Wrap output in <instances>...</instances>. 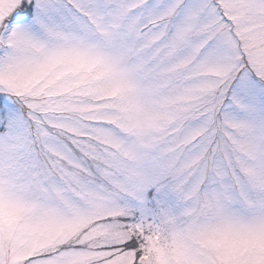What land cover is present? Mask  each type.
Instances as JSON below:
<instances>
[{
  "label": "rangeland",
  "instance_id": "1",
  "mask_svg": "<svg viewBox=\"0 0 264 264\" xmlns=\"http://www.w3.org/2000/svg\"><path fill=\"white\" fill-rule=\"evenodd\" d=\"M0 264H264V0H0Z\"/></svg>",
  "mask_w": 264,
  "mask_h": 264
},
{
  "label": "trees",
  "instance_id": "2",
  "mask_svg": "<svg viewBox=\"0 0 264 264\" xmlns=\"http://www.w3.org/2000/svg\"><path fill=\"white\" fill-rule=\"evenodd\" d=\"M134 244H135V243H134ZM125 245H127V244L120 245V247L122 246V247L125 248V249L132 248V246H131L132 244H131V245H128V246H126V247H125ZM137 252H138V253H141L142 251H141V250H137Z\"/></svg>",
  "mask_w": 264,
  "mask_h": 264
}]
</instances>
